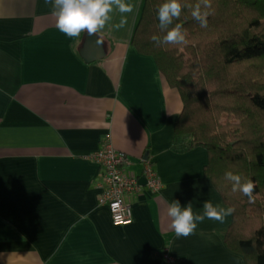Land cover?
<instances>
[{
    "label": "crops",
    "instance_id": "0c3cea01",
    "mask_svg": "<svg viewBox=\"0 0 264 264\" xmlns=\"http://www.w3.org/2000/svg\"><path fill=\"white\" fill-rule=\"evenodd\" d=\"M126 3L133 12L114 10L101 32L69 38L51 3L0 0V264H162L165 247L184 264H247L224 241L232 214L188 237L170 227L174 201L196 214L229 205L204 172L207 149L175 136L181 97L130 42L142 0ZM106 142L132 169L147 151L162 180L127 195L129 223L98 200L89 154Z\"/></svg>",
    "mask_w": 264,
    "mask_h": 264
},
{
    "label": "trees",
    "instance_id": "16d2710c",
    "mask_svg": "<svg viewBox=\"0 0 264 264\" xmlns=\"http://www.w3.org/2000/svg\"><path fill=\"white\" fill-rule=\"evenodd\" d=\"M163 2L142 0L130 42L179 92L175 136L187 137L186 148L207 149L204 172L235 209L227 246L247 264H264V0H211L203 28L191 14L198 0H182L189 7L169 27L181 23L187 44L157 46L151 37L165 34L157 16ZM227 171L254 181V202L232 192Z\"/></svg>",
    "mask_w": 264,
    "mask_h": 264
},
{
    "label": "clouds",
    "instance_id": "9594fccd",
    "mask_svg": "<svg viewBox=\"0 0 264 264\" xmlns=\"http://www.w3.org/2000/svg\"><path fill=\"white\" fill-rule=\"evenodd\" d=\"M45 3H51L53 15L56 17V27L59 31L69 38H78L82 33L93 35L101 32L112 19L111 13L118 10L120 13H131L134 5L126 3V0H45ZM185 7L182 0H164L159 6L157 16L159 29L165 32L163 37L153 35L152 41L157 46L187 44L183 25L175 23L178 20ZM202 8L205 9L202 11ZM211 9V0H198V3L192 10V17L200 23V26L207 27L208 17L213 14ZM126 23L122 20L116 27H123ZM225 179L232 184V192H240L248 197L250 203L254 202L255 183L251 179L243 180L239 174L232 171L225 173ZM203 214L193 212L192 204L181 207L178 201H174L167 208V216L170 218V227L177 238L188 237L195 233L198 223H202L205 218L224 222L225 218L231 215L234 207H223L213 205L210 201L203 203Z\"/></svg>",
    "mask_w": 264,
    "mask_h": 264
},
{
    "label": "built area",
    "instance_id": "2783aa9c",
    "mask_svg": "<svg viewBox=\"0 0 264 264\" xmlns=\"http://www.w3.org/2000/svg\"><path fill=\"white\" fill-rule=\"evenodd\" d=\"M90 157L99 166L97 184L100 186L98 200L108 206L114 224L132 221V207L127 195L139 191L142 185L158 190L162 180L150 156H140L138 167L132 169L130 155L123 149L106 142L93 150ZM142 179V181H141ZM162 264H184V262L165 247L160 252Z\"/></svg>",
    "mask_w": 264,
    "mask_h": 264
},
{
    "label": "water",
    "instance_id": "95a60500",
    "mask_svg": "<svg viewBox=\"0 0 264 264\" xmlns=\"http://www.w3.org/2000/svg\"><path fill=\"white\" fill-rule=\"evenodd\" d=\"M144 156H147L148 155V152L147 151H145V153L143 154ZM141 181H142V179H141Z\"/></svg>",
    "mask_w": 264,
    "mask_h": 264
}]
</instances>
